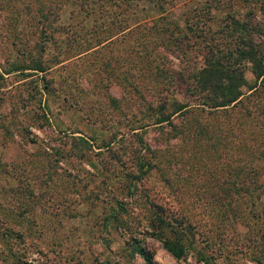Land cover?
Masks as SVG:
<instances>
[{"label":"rangeland","instance_id":"374dc122","mask_svg":"<svg viewBox=\"0 0 264 264\" xmlns=\"http://www.w3.org/2000/svg\"><path fill=\"white\" fill-rule=\"evenodd\" d=\"M81 1L0 0V264H146L138 246L156 264H264V246L233 218L226 188L250 166L264 179V144L246 149V140L212 128L199 136L180 120L248 117L197 108L194 73L216 49L198 32L208 13L209 35L231 15L264 31V0H96V13ZM222 35L212 40L220 47ZM254 36L264 42V32ZM243 71L242 90L260 92L245 105L263 109L264 89L250 65ZM176 103L188 113L172 115L170 137L156 119ZM70 133L91 146H75ZM49 142L52 196L42 197L48 167L35 166ZM15 164L23 196L11 190ZM112 199L124 202L130 230L105 225L110 206L118 208ZM156 205L172 225L191 224L180 258L151 235Z\"/></svg>","mask_w":264,"mask_h":264},{"label":"trees","instance_id":"16d2710c","mask_svg":"<svg viewBox=\"0 0 264 264\" xmlns=\"http://www.w3.org/2000/svg\"><path fill=\"white\" fill-rule=\"evenodd\" d=\"M95 2L96 0H82L81 6L85 5L87 12L91 11V13H96L103 10L102 6L96 9L93 4ZM103 2L104 1H102V3ZM208 19H212L209 13L204 19H202V26L204 28L200 29L198 35H204V38H207V40L210 41L208 45L215 47L216 49L213 50L214 52H211L212 54H206L203 57L202 67L197 69V71L194 73V84L192 88L194 91L200 94V100L197 102V108L201 111L206 110L210 113H216L223 110L229 111L228 107L232 108V111L237 108L240 110L245 109V115L248 117H221V119L223 118L222 120L220 117H210V119L213 121H208V119H205L204 121L202 119L198 120V117H180V120L184 124L188 122L190 126L198 127L197 132H199V136L206 134V130L212 128L216 133H221L223 139H228L227 137L232 136V138L241 141L246 140L243 143L246 146V149H259L264 144V107L263 109H254V106L251 105L247 107L245 103L250 102L251 95L256 96L260 92L256 88V85L249 87L251 90L254 89L251 93L244 92L242 90V86L245 85L246 82L244 79L243 69L247 65H250L251 71L256 81L259 80L262 90L264 89V42L259 41L257 37L254 36L256 33L262 34L264 31L262 29H256L248 21L236 19L231 15L229 16V19L226 20L227 22H225L224 25L216 31V34L214 33L215 35L213 33L209 35V29L205 28V21ZM196 24H198V21ZM189 29L192 31V28ZM219 33H221V35L223 34L222 38L227 41L226 42L223 40L225 45L222 47H220L221 44L218 41H212L219 35ZM104 41L106 40L103 39L100 42L102 43ZM228 42H234V48H229V45L226 46L229 44ZM32 69L36 71L44 70L41 64H35ZM186 107V103L174 104L173 111L168 114H161L159 117H157L156 123L161 124L165 122V124L170 126V131L168 133L170 137L175 135L178 132L175 129L177 126L175 123H172L171 117L177 112H182L183 115L187 114L188 111ZM192 110L195 109L192 108ZM259 115L261 117H257ZM234 130H238L240 133H236ZM245 133L247 135H243ZM70 134V136L75 141V146H91L89 141H87L88 139L82 136L72 135L73 133ZM229 140L230 139H228V141ZM106 143L104 144L107 147L111 144L110 142V144ZM45 145L48 146L47 148H49L50 153L47 149L43 148L39 153L40 157L43 158L40 159L41 164H37V166H35L38 167L42 164H45L48 167V169L43 171L44 173L40 175H46L45 188L43 191H41L42 194H40L42 197L47 194L48 191L50 192L49 196H52V145L50 142L46 143ZM56 154H59V152ZM28 160L31 159L25 158L22 161L23 165H26ZM16 167L20 166L18 164L13 165L12 170L15 173H13L12 176L18 181L16 185L11 186V190L23 196V194H25V192H27L26 190L28 189H26V186L23 187L18 183L19 178H21L20 173L22 172L18 173V171L15 170ZM42 168L43 167L41 166V170ZM251 168L252 167L250 166L246 170H238L236 180H234L232 184L226 188L232 189L233 193L230 195L231 200H229L231 213L234 216L233 218H238L239 220L243 219L241 223L249 229L247 232H250L252 234L251 236L255 238L257 241V246H264V179L260 178V176L256 174L258 170L257 168H255V170H252ZM221 169L222 172L226 171V169ZM262 170L263 169L258 172L263 174L264 172ZM90 176L93 175L90 174ZM80 181L81 180L79 178L78 180L73 178L70 184L73 187H76ZM82 186L83 188H86L85 183H83ZM214 199L220 203V201L223 200V196L217 195L214 196ZM112 201L115 203V206H118V208L113 209V206H110V212L107 213L103 218L105 225L107 222H109V220L110 222L116 221L118 224L120 223L127 225L126 229L130 230L131 226L128 225L124 219H122V216H128V210L123 205L124 202L121 199H112ZM134 202H136L135 198ZM156 207L157 210L153 211L154 215H152V217L149 219V226L152 228L151 235L156 236L163 243V246L174 257L180 258L184 255L186 250V245L183 240L185 237V232L191 228V224L186 223L183 225V220L181 223L178 218H175L174 220L176 225L183 227L172 225L174 223H170V219L165 214L163 207L161 205H156ZM167 230H169V232H167ZM11 234L12 233H9L8 236ZM15 234L18 236L22 235L18 232ZM16 235H13V237H16ZM5 239L6 238H4V240ZM136 250L144 258L146 264H156L153 260V255L145 251L142 246L136 247ZM259 252L263 253L264 250L259 248ZM258 259H262V257H258ZM260 262L262 263V261Z\"/></svg>","mask_w":264,"mask_h":264}]
</instances>
